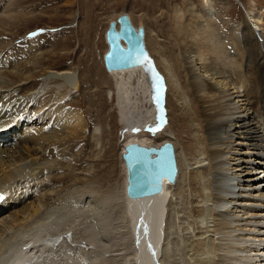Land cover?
<instances>
[{
	"label": "bare ground",
	"instance_id": "1",
	"mask_svg": "<svg viewBox=\"0 0 264 264\" xmlns=\"http://www.w3.org/2000/svg\"><path fill=\"white\" fill-rule=\"evenodd\" d=\"M249 4H252L249 12L253 14L250 16L258 33L251 26H241L240 29L232 26V34L228 36H234L229 41L236 53L233 54L237 56L235 59L222 44L223 34L222 37L216 33L212 25L214 7L210 0H203L204 19L193 12L192 6L186 5L194 21H191L193 28H186V41L177 45L176 54L173 52L174 45L167 48L166 42L162 40L156 43V57L153 54L151 59L149 55L150 61L135 69L111 72L105 69L103 55L107 51V44L103 35L106 49L101 58L102 65L115 80L119 119L122 118L124 123L133 121L128 125L129 128L137 126L135 130L126 132L120 156L128 144L159 148L167 142L173 146L177 168L173 184L163 178L159 193L129 199L125 194L126 169L121 158L125 186L120 199L125 206L123 213L129 216L134 231L133 244L136 249L131 255L134 264H153L152 261L156 264V257L159 264H169L164 256L170 253L176 255L178 252L186 255V260H190L191 264H264V137L259 135L260 128L254 119L256 114L264 117V3L259 6L251 0ZM122 14L129 17L126 12ZM16 18H19L18 10L12 8V0L0 4V27ZM193 31L200 36L203 53L193 39ZM237 63L242 73L235 74L231 68ZM152 64L155 69H152ZM159 69L162 83L156 78ZM182 70L185 73V88L180 83L179 73ZM2 75L4 79H1ZM234 77L235 82L232 81ZM37 80L40 86L35 89ZM3 82L5 87L1 84ZM244 82L249 87L244 89L242 96L235 95L240 101H234L232 91ZM9 84L18 85L9 90ZM71 87L77 90L79 85L78 77L70 68L44 74L26 72V66L20 68L14 64L8 70L0 69V112L13 101L22 100L24 104H21L26 106V110L30 107L26 114V125L32 117H36L40 124L23 129L20 127L21 117L18 118L20 122L17 120L19 123L14 120L15 123L8 127V134L4 131L0 134V264H62L60 255L68 259L73 256L72 264H99L98 258L90 262L93 255L89 257L90 253L85 249L83 258L78 260V247L71 234L73 224L66 223L68 214L81 213L77 201L85 197L92 181L90 171L78 170V159L73 161L72 157L76 139L86 129V125L82 123L81 113L69 107L72 103L64 99L67 89ZM51 88L53 92H47ZM166 95L174 101L176 121L182 122L179 126L184 133L195 138L198 148V158L191 170L197 175L196 192L201 198H198L199 203H195V207L201 209L200 216L190 213V216L194 215L188 220L193 224L190 228L192 232H185V239L182 240L184 250L179 248L178 239L174 240L172 247H168L171 233L175 238L178 234L175 228L169 226L170 208L185 182L176 145L169 137L155 142L137 136L139 130L153 138L162 134L168 119L166 108L170 109ZM146 97L148 103L145 102ZM40 98L50 102L45 110L43 107L46 102L40 104ZM34 100L36 104L33 107L27 106ZM250 110L252 112L248 114ZM145 113L146 118H143ZM249 116H253L254 124L249 121ZM142 118L145 119L144 123ZM6 120H9L6 124L11 121ZM99 130V127L95 129ZM125 130L123 128L120 132ZM197 130L206 148L200 143L195 132ZM201 167L205 170L202 173ZM157 169L169 170L168 164L146 163L141 172L148 170L155 173ZM61 171L62 174L59 173ZM159 174L164 175L161 171ZM151 176L146 184L153 187L157 176ZM68 179L72 180L71 184L55 190L56 183ZM85 200L91 206H88L92 211L89 215L97 217L102 211L99 207L103 200L96 197H91L89 202L87 198ZM66 202L69 203L66 211L61 212ZM97 224L101 225V232L92 234L90 239H96L99 235L107 243L108 227L99 221ZM121 230L118 232L123 234L125 228ZM93 250L91 253H94ZM148 253L150 256H146ZM183 258H179L178 264H184Z\"/></svg>",
	"mask_w": 264,
	"mask_h": 264
},
{
	"label": "rangeland",
	"instance_id": "2",
	"mask_svg": "<svg viewBox=\"0 0 264 264\" xmlns=\"http://www.w3.org/2000/svg\"><path fill=\"white\" fill-rule=\"evenodd\" d=\"M4 1L0 0V4L4 3ZM210 1L214 7L212 25L216 33L220 36L223 34L222 40L224 43L222 44L226 48V51H229L232 55H236L229 41L234 36H228L230 33L232 34V26L236 29H240L241 26H251L255 32L258 30L255 29L252 16H250L253 14L249 12L250 5H252L249 4L251 0H238L239 2H236V0ZM254 1L259 6H261V3H264V0ZM187 4L190 7L192 6L191 9L194 13L199 14L204 19L203 0H12V8L18 10L19 18L6 23L8 25L4 24L0 27V69L8 70L14 64V66H20V68H25L26 66V72L31 71L32 73L33 71L38 74H44L49 71H64L70 68L74 75H76V78L78 77V89L76 90V88L73 87V89L71 87L67 89L68 93L66 92L64 95L65 101L72 103L69 107L81 113L82 123L86 125V129L79 133L80 135H78L75 147L72 150L73 161L77 158L78 170L88 169L92 177L89 189L87 188V194L77 201L78 206H81V213H70L66 218L67 224H73L71 234H73L75 245L78 247V255H76L79 258L78 260L83 256V249H85L90 253L89 257L93 255L89 259L90 262L98 258L99 264H127L128 261L134 264L131 255L134 251L133 249H136V246L133 244L135 241L134 231L129 216L123 213L125 212L123 211L125 206L124 204L122 205L120 199V197L122 198V193H124L125 186V174L121 163L120 151H122L121 144L125 142L127 135L125 132L121 133L120 130L126 129L128 125L134 122L128 123L127 121L124 123L125 121L123 122L122 118L119 119L114 92L115 80L106 73L102 65L101 58L106 49L103 35L105 34L107 25L111 20L126 12L135 27L142 26L144 28L145 45L151 59L154 52L158 50L156 43L162 40L166 42L167 48L174 45L173 52L176 54L178 52L177 45H181L180 42L186 41V28H193L192 22L194 21L190 18V10H186ZM18 7L19 9H17ZM23 15L26 17L20 18ZM192 36L195 43L198 44L199 49L202 48L201 52L203 53L204 49L200 36L194 31L192 32ZM260 39L263 41L262 38ZM235 55L232 56L233 59L237 58ZM154 57H156L155 54ZM33 62L35 64L32 65ZM179 64L182 66L180 60ZM33 67L34 69L30 70ZM231 68H233L235 74L243 72L238 63ZM160 71L161 69L158 70L159 75ZM184 74L183 70L179 73L180 83L185 88ZM1 79H4L3 75ZM232 81L235 82V77ZM36 83L35 89L40 86L38 80ZM1 84L3 86L4 82ZM9 85L11 87L9 86L7 89L10 90L18 84ZM248 87H246V83L244 82L238 86L237 90L234 89L232 91L234 95H231L234 101H240L237 97L242 96L244 89L247 90ZM52 89L47 90V92L50 90V92H53ZM186 95L189 98L188 93ZM167 98L168 103H170V109L166 108L168 115L166 118L168 119L166 120L165 127L163 126L164 129L161 127L162 134L157 138H153L147 132L139 130L137 136L141 139H150L149 141L155 142L169 137L176 145L179 162L184 171L185 182L184 189L182 188L180 194L174 197L170 208L171 220L169 226L173 229L175 228L178 234L177 238H175L171 230L169 231L171 236L168 247H172L174 240L178 239L179 248L184 250L185 245L182 240L185 239V232H192L190 228L193 224L192 222H188L189 217L191 218L194 215L200 216L201 209L195 207L199 203L197 200L201 198L196 192L198 190L197 175L191 170L195 166L193 164L195 159L198 158V148L195 138L193 139L189 134L184 133V130L179 126L182 122L176 121L174 101L168 95H166V100ZM147 99L146 97L145 102L148 103ZM246 99L248 98L246 97ZM35 100L27 106L33 107L36 104ZM44 101L45 99L40 98L39 103L44 104L46 102ZM15 102L13 101L9 104L10 108L9 105L3 107L2 113L0 112V115L2 114L0 117L1 135L2 131L8 134V127H11L15 121L18 122V118L21 119V117L23 119H21L20 127H23V129L40 126L36 117H32V120L27 122V126L26 114L29 113L30 107L26 110V106L22 105L24 104L22 100ZM52 102H54V99H52ZM48 103H45L43 110L48 107ZM13 107L15 108L13 109ZM18 110L20 114L23 113L20 115ZM195 112L198 115L197 108ZM250 112L252 111H248V114ZM146 113L143 115V118H146ZM197 115L196 121L199 122ZM6 119H10L11 121L6 124V121H9ZM248 119L252 121L251 124L255 123L253 116H249ZM254 119L257 122L256 126L260 128L258 130L260 131L259 135L264 137V128H261L264 127V117H259L256 114ZM144 121L145 119H143L142 123ZM142 123L141 125H143ZM95 127H99L100 130L95 131ZM195 132L198 134L200 143L206 148L205 143L200 140L202 137L200 131L197 130ZM122 135L124 136L120 138ZM8 144H11V142ZM204 171L201 167L200 172ZM59 173L62 174V171ZM44 175L46 176V173ZM71 182L72 180L68 179L58 182L53 186L55 190H58L68 186ZM91 197L103 200L102 206L99 207L100 211H102L95 218L89 215L92 213L91 208H88L90 204L85 203V198L89 202ZM68 204V202L64 203L61 212L66 211ZM85 211L90 213L87 214ZM191 212L194 213L193 216H190ZM97 221L102 222L103 225L106 224L105 226L108 227L109 238L107 243H104L99 235L95 237L96 239H90L93 237L92 234L101 232V225H98ZM121 228H125L123 234L118 232L122 231ZM92 229L94 231H91ZM188 239L190 241V237ZM197 241L199 240L197 239ZM158 247L159 243L157 244ZM91 249H94V253H91ZM149 253L146 256L152 254ZM164 257L169 264H178L180 257H184V264H191L190 260H186V255L183 256L179 252L176 255L170 253L169 256L165 255ZM60 258L63 262L62 264H72L74 257L72 256L68 259L65 255H60ZM77 258L75 259L76 261ZM152 263L154 264L155 262L152 261ZM156 264H159L157 257Z\"/></svg>",
	"mask_w": 264,
	"mask_h": 264
},
{
	"label": "water",
	"instance_id": "3",
	"mask_svg": "<svg viewBox=\"0 0 264 264\" xmlns=\"http://www.w3.org/2000/svg\"><path fill=\"white\" fill-rule=\"evenodd\" d=\"M105 42L107 51L103 55V63L108 72L135 69L150 61L148 51L144 45L143 27L135 28L126 14H122L115 20L110 21L105 32ZM151 67L155 69L153 64ZM156 78L159 83H162V78L159 74H156ZM136 127L129 128L127 126L125 133L135 130ZM121 158L126 169L125 194L129 199H140L159 193L163 178L170 184H173L176 179V161L174 149L170 143L166 142L159 148H146L136 143L128 144L124 147ZM146 163L151 165L168 164L169 170L162 171L157 169L155 173L148 170L141 172V168L144 169V164ZM160 171L164 175H158ZM155 175L157 176L156 184L153 187L148 186L146 181L149 176L152 178Z\"/></svg>",
	"mask_w": 264,
	"mask_h": 264
},
{
	"label": "snow or ice",
	"instance_id": "4",
	"mask_svg": "<svg viewBox=\"0 0 264 264\" xmlns=\"http://www.w3.org/2000/svg\"><path fill=\"white\" fill-rule=\"evenodd\" d=\"M145 59H147V58L145 57Z\"/></svg>",
	"mask_w": 264,
	"mask_h": 264
}]
</instances>
